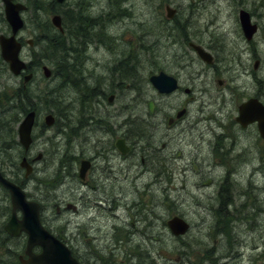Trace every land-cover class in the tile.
<instances>
[{"label": "rangeland", "instance_id": "1", "mask_svg": "<svg viewBox=\"0 0 264 264\" xmlns=\"http://www.w3.org/2000/svg\"><path fill=\"white\" fill-rule=\"evenodd\" d=\"M26 1L28 2V5H30V8L28 11L24 12V17L27 19L26 25L23 27L24 35L33 36L37 33V31L39 33L51 34V31L44 26H48V19L51 21L52 17V13H50L47 9L48 4L43 2L45 0H36L38 4V8L36 10L39 9V13H36L38 15L36 18V15H33L34 8L32 6V2L30 0ZM73 1L75 3V7L76 5H80L82 3V0ZM158 1L160 2V0ZM172 1L174 2V6L179 9V6L175 3V1L179 2V0ZM119 3H117L114 7L112 0H93V5L98 6L99 9H101V12L108 10L112 11L114 8L118 10L121 5H128L132 11L131 15L120 14L119 19L121 22L111 21L110 23H107V33L109 32L116 37V40L113 41L114 43L110 44V47H107V45H97L96 43H93L95 41L94 39L90 41L92 44L88 46V40L92 35H95L96 32L92 29L89 30L88 26L84 31H82L81 36L86 38L85 51L90 54L89 55L86 52L87 57L84 60L85 63L82 62L83 69L81 71H83V73L85 72L91 74V76L92 74L96 75L106 73L107 78L101 77L99 80V84L106 88L109 84L108 77L110 75V68H114L117 64H121L123 66L121 71H114L113 77L115 80L113 82H118V87L115 85L109 86L110 89L117 91L115 99L109 103L107 98H104L101 94L94 92V95L88 100L91 102L92 106L87 109L83 116L92 114V116L94 115L93 117H96V114H99L98 103L105 104L108 108L113 110L115 114L119 113L121 116L119 117L120 121H124L125 118L129 119L131 121L128 122L129 125L131 124L130 126L133 127L135 131H142L146 140L148 137L154 136V139L152 140L153 145L156 141V144L161 148L162 143L166 142V147L161 150L164 151L163 155L158 158L157 161L154 157L148 156L152 150L148 149V151H145L144 153L146 155L148 152L146 156V164L142 163L140 158H137V168L130 172L123 167V164L130 163V161L133 160V155L137 152V149L133 151V154L126 156L127 158L124 160L116 158L115 162L119 161V164L116 166L122 170V173L119 175L120 179H122V188L120 189V192H118L120 187H118L117 190L115 188L113 190H111L112 188H107L106 190H109L108 193L103 188L98 190L79 191V189L72 186L68 189V185L72 182L71 180L73 176L67 174L70 171H67L66 164L68 162L64 161V159H67L64 156H66V153L69 155L71 154V144L68 142L67 146L64 145L65 140L63 138V141L61 143L56 142L58 144L54 145L52 149L50 147L44 148L42 146L43 133L41 132L43 129L38 126V123H36L34 128L36 138L34 139L32 145V148L34 149L32 157L35 156L37 152L43 151L44 154L42 161L38 164L41 163V166L43 167L42 169L45 171L44 173H54L56 170L61 171V173L55 175L58 178L56 179L58 182L56 183L57 186L53 189L45 187L44 183H40L38 178L31 175L29 177V180L31 181L27 183L26 187L24 186L27 194L31 199L37 200L39 203L41 202V204L42 202L45 204L42 205L43 207L41 206L42 217L46 220L47 225L50 226L54 232L60 234V236L65 240L66 238L71 239L70 235L75 236L76 234L74 232H77L79 228H84L85 230L87 229L86 224L82 223L84 220L87 222L90 233L97 234L101 231H106L107 229L96 231V226L103 223L104 228L105 223L110 224L112 221H116L115 223L117 224L119 220L116 219L115 212L118 211H123L124 214H128V223L132 225H140L141 223L136 221V218L133 217L134 209L130 206L132 201H135L139 204L140 213L154 211V217L161 216L160 218L155 219L157 220V223L154 225V230L155 233H158L157 231H159L162 235L159 242H155L154 245L157 248L163 247V254L167 256V260L169 259L170 263L215 264L210 260L213 258V255L214 258L216 257L215 255L218 250H223L225 255H222L224 256L232 255L237 257L239 254L236 255L237 253L234 249L238 248V243L236 240L234 243L232 241H226L224 238L225 232H223V228L226 226L225 224H227L228 226L226 231H230V226L234 225L235 232L241 236V233L239 232L242 229L241 225L236 224V220L235 222L231 221V217L228 214V206L225 202L227 200V193L222 192V199L220 200L218 198L213 191L216 183H210L211 181H209V179L212 178L211 175H206L199 169V162L205 161L202 157L207 159L210 132L208 130V124L210 120H213V116L220 115L221 111L224 110L219 109L220 104L218 102L220 96H217V88L222 87L226 90V99H229L231 96L233 97L234 92L236 94L239 93V98L243 100L250 97H257L264 103V26L261 27L262 23H264V0H184L186 10L188 11L189 6V11L192 13L191 18L193 28L197 31H195L197 34L191 36L189 41L203 46L208 52H211L214 55L215 59H221L223 57L227 58L229 55L234 58L230 64L229 62H222L220 69L222 72L215 76H213V69L216 62L207 63L202 60L189 43L183 45L186 46L185 50H183V47L180 49L182 44L174 45L170 41V35H168L166 33V29H163L160 25L163 22L157 21L158 18L166 17L165 2H163L161 6L158 5V7H155L153 0H119ZM242 8L248 10L252 16L253 22L258 24V31L251 40H248L245 37L241 28L239 11ZM91 11L95 12V8H91ZM91 11L89 10L90 14L94 15ZM76 13L77 12L74 14ZM142 20L145 21V25L151 32V35H147L144 39L145 41L143 40V42H138L136 41V37L138 34H142L143 31H141L137 22L140 23ZM38 21H40V24L42 25L40 29H37L35 26ZM64 44L67 48L66 43ZM144 45H149V49H146ZM222 45L225 47L227 52H224L220 48ZM218 48L222 51L220 56L217 53ZM150 49H152L151 52L157 60V64L152 67L146 65L142 60V57H144ZM25 50L30 55L33 66L36 68L38 67L40 61L50 62L54 58V55L60 56L61 52L63 53L64 51L63 46L61 49L55 51V49H52L51 45L48 46L45 42L40 43L39 45L34 42L33 45H27ZM180 54L184 55V57L181 58L179 56ZM81 55H83V52H81ZM136 55L139 60H131ZM177 56H179L181 64H177ZM257 59H259V62L256 64ZM135 63L137 65H135ZM186 63L191 64L190 66H186ZM227 66H229V70L223 71V68ZM154 67H163L162 69H164V71L179 75L182 77L181 81L183 83V87L187 86L192 92L185 94L183 89L182 91L173 92L168 95L160 94L152 86L149 80V75ZM136 69L139 75L134 72ZM129 70L132 71L129 72L131 74L128 73ZM206 70H208L207 73H205ZM40 72L42 77L49 81V85L56 83L57 80H54L51 83L50 80L53 78L47 79L44 77L42 70H40ZM124 72H127V76H129L128 78H126L125 75H121ZM10 76L11 78L8 80V84L10 83V85H12L14 82L18 83L17 85L20 84L23 86V82L19 77L13 74H10ZM205 77L208 78L206 79ZM82 79L85 82H83L84 84H88L87 80H89V77ZM260 79H262V82ZM3 81L4 80L0 77L1 88H3V85L6 84V81L4 83ZM220 81H222L223 85H220ZM61 84L64 83L62 82L60 85ZM29 85L32 88L31 95L33 97H36L33 87L40 92L43 91L44 88V82L38 83L35 77L32 82L28 84V86ZM71 86L72 84L70 85V88ZM207 87H212V90L209 93H203L202 89ZM1 88L0 90H3ZM3 91L4 94L0 96L4 97L3 99H6L5 94H9L13 90L4 89ZM11 94H13V92H11ZM73 94H76V92ZM70 97L73 100L72 107L73 109L75 108L74 111H77V113H70L69 103L68 108H64L62 106L59 108L56 104H53L52 107V104H50L49 107L52 108L54 111L53 113L56 116V123H54L51 127L47 126L45 124V116L47 113H45L41 118L45 127L53 132H55L58 126L61 128V122L58 117L59 113L68 119L71 118L76 121L79 119H76L77 115H79V101L75 102L76 95L70 94ZM186 97L190 101L188 105L187 103L183 104ZM223 98L224 97H222V100ZM36 99L37 98H32L33 102ZM151 101L155 103V107L157 108V114L155 116H151L149 113V103ZM26 103H28V101H26ZM109 104L114 105L110 106ZM181 104L183 105L180 106ZM183 106H190V111L185 118L187 124L180 122V124L174 127L167 128L165 123L157 126V124L152 122V120L159 119H161V122L167 120L170 115H173L176 112L175 108L178 107V109H180ZM116 107H119V109ZM37 111L38 114L41 113L39 108ZM142 111L145 112L144 115ZM105 113L107 114V111H105ZM7 116L3 115L1 117L5 120L6 125L4 127L0 126L2 128L0 131V141H4L6 139V141H8L6 146H8L9 149L6 153H0V166L8 176H16L19 174L12 171L11 168L13 169V167L8 166L7 162L10 159L12 161L16 159V157H11V153L13 152L16 154L17 149L20 151V148H11L9 140L12 139V134H10V123L8 121L9 116ZM135 118L144 119V123L139 122L136 127L134 124ZM85 122H87V118L85 119ZM89 123H91V121H89ZM75 125H77V122ZM85 126L87 125L85 124ZM104 126L105 124L102 123L98 128H95L92 131H87V127L86 129L84 128V133H88L86 138L92 139L95 136L98 137L100 135L99 133H102L101 128H105ZM155 128H158L157 133H154ZM167 131L171 134L167 135ZM81 132L82 131H80V134ZM63 133L64 132H62V134ZM210 134L212 136V133ZM60 136L61 134H58L55 139L60 138ZM68 136L71 135L69 134ZM13 138H15V136ZM72 139L75 141L77 136ZM145 139H142L141 143H145ZM58 140L60 139H57V141ZM95 140L87 142V145L89 146L88 152H92L93 154L101 152L98 149L103 146L102 143L96 144ZM56 146H58L57 154L53 152V149H56ZM253 150L255 152V149ZM106 152H108L107 149ZM114 153L118 154L116 150ZM165 156H167L166 159H161ZM251 156L254 167L255 165H258V158L252 154ZM99 162H102L101 158H99ZM147 165L150 167V171L146 169ZM248 169L249 167H247L245 173H243L244 176L238 175L237 177L244 181L247 179L251 180V183L257 182V185H259L258 193H260V191H264V170L262 173H255L254 171V174H251ZM76 170L78 171L77 167ZM21 171L22 173L20 175L25 176V169L21 168ZM158 171H165L167 178L163 181L161 180L160 183L155 182L153 187H151L148 192H145L146 194L142 193L144 188H138L133 185L136 177L145 175L142 179L138 177V180L143 182L144 179H152L154 175H157ZM123 172H125L127 176L123 177ZM117 174H119V172ZM41 175L42 174L40 173V176ZM110 179L114 178L110 177L109 180ZM116 179L117 178L115 176V180ZM156 180L157 179H155V181ZM60 189L62 190L63 195L54 198L52 193ZM74 190L76 191L74 192V195H72ZM140 191L142 192L139 193ZM248 191L254 192L252 188L250 190L248 189ZM3 193L4 190L0 191V200H2L1 197H3ZM84 193L87 194L85 195L84 203L78 202L80 205L79 211L77 213L75 212L74 215L71 214V212H69L65 207L66 203L70 200L71 196L78 197ZM103 195L107 197V205L104 202L105 200L102 197ZM98 196H101L100 200H98ZM117 196L118 198L116 199ZM261 197L262 198H260V200L264 201V195ZM8 198L9 205L11 206L9 195ZM75 199L79 200V198ZM51 200H53L54 203L63 202L61 213L57 214L52 205L53 202L49 204ZM2 201L0 202V214H2V206L4 205L3 207H5L6 199H3ZM164 201L168 204L171 202L173 208L178 212H181V214L192 223V229L184 236L185 242H191V245L185 246L187 250L184 249L180 241L178 243L179 245H177L172 237L169 236L170 230L168 227L164 228L166 225L164 217L167 216V214H165L166 208ZM262 205H264V203ZM147 206L149 208H147ZM213 207L214 209H212ZM79 213L81 214L79 215ZM156 213L158 215H156ZM149 216H152V214H149ZM260 216L262 217L261 221L264 222V213ZM70 217V220L72 221L68 222ZM79 217L83 218V221L80 220ZM221 218H225L222 223L219 221ZM0 219H2L1 215ZM254 227L255 226H253V228ZM245 232L246 231H244V236H241V239L246 242L242 246V255L230 264H264V230H262L261 234L258 235L257 241L254 240L255 235L253 232L249 231V233L246 234ZM2 236L3 235L0 234V256H4L2 251H4L7 247V245L2 246L5 244V242H2L3 238L1 240ZM83 240L86 244H82L77 241V244L82 247V251L86 253V251L93 250L94 244L92 243V236H90V240H88V242L87 238H83ZM18 241L19 240H12L9 242V245L13 246V244ZM152 243L153 241L151 240V244ZM176 246H178L177 249H175ZM11 249H14V247L9 248V250ZM7 253L10 254V251ZM153 257H155L157 260L155 261L158 264H165L157 253L153 252ZM220 257L221 255L216 258L221 260ZM5 258L8 259V256ZM230 258L228 260H231ZM143 259H147L149 262V258L143 257L142 260ZM142 260L141 264L144 262V260Z\"/></svg>", "mask_w": 264, "mask_h": 264}, {"label": "bare ground", "instance_id": "2", "mask_svg": "<svg viewBox=\"0 0 264 264\" xmlns=\"http://www.w3.org/2000/svg\"><path fill=\"white\" fill-rule=\"evenodd\" d=\"M32 2V6L34 8V13L33 15H36L35 18L38 16L36 13H39V9L36 10L38 8V4L36 2V0H30ZM110 1V0H109ZM158 0H153V3L155 5V7H158L162 5L163 2H166L167 0H160V2ZM172 1V0H171ZM45 4H48V11L51 14V16L53 15H59L62 18V23L61 25L55 26L51 23V21L48 19V26L44 25L45 27H47L49 29V31H51V34L48 33H39L37 31V29H40L42 27V25L40 24V21H38L35 26L37 27L36 31L37 33L34 34L32 36L31 39V44L34 41L35 43H37L38 45L40 43L45 42L48 46L51 45L52 49L55 51L59 50L62 48L63 46V53L61 52L60 56H56L54 55V58L50 61V62H46V61H40L38 67L34 70V75H35V79L38 83H43L44 82V88L43 91H38L35 87H33V91L36 93V97H33L31 95L32 92V88L29 86H27L26 88L22 87L20 84L17 85L18 83H12V85H10V83L7 85V90L11 89L13 91V94H11V92L9 94H5L6 99H3L4 97L0 96V121H4L3 118H1L3 115L8 117V121L9 123H11L10 125L13 127V129H15L16 124H17V120L14 117H23V115L26 113L27 110L29 109H34L37 111V109L39 108V111H41L40 114H38V118H37V123L38 126H40L43 130L41 131L43 133L42 135V146L44 148L50 147L51 149L53 148L54 145L58 144L56 142L61 143L63 141V138L65 140L64 145L67 146L68 142L71 144L70 146V150H72L71 154H65L66 156H64L67 159H64V161H67L68 163L66 164V168L67 171H70L69 173H67L68 175L73 174L74 176L72 177V182L68 185V189L72 186L76 187L77 189H79V191H88V190H98L100 188L97 189H92V188H88L86 190H82L81 187L79 185L74 184L73 179L76 177L77 174V170H76V165L74 162V159H72V153H76L77 151L73 148V144H72V140L70 138V136H68L70 134V130L72 127H74L75 133L77 134V137L80 134V131H82L83 125H75L76 120L74 119H68L67 117H64L62 114L59 113V120L61 122V128L58 126V128L55 130V132L51 131L50 129H48L47 127H45V125L42 123L41 118L45 113H53L54 111L52 110L51 107H49L50 104H56L58 105L57 107L61 108H68V103H69V111L70 113H77V111L75 112L72 104H73V100H72V96L70 97V94L72 95H76L75 97V102L79 101V115H77V118L80 117V119L82 120V117L84 115V113L87 111V109H89L92 105L91 102H89L88 100L94 95L93 93L95 92L94 89H101L103 90L105 87L101 86L99 84V80L101 77H106V73H100V74H96L91 76V74L88 73H83V71H81L82 68V62H84V60L87 57V54L85 51V43H86V38L82 37V31H84L87 26L90 29H92L94 32H96L95 35H92L91 38L88 40L89 44H92L90 41H92V39H94L95 41L93 43H96L97 45H107V47L110 46L111 43H114L113 41L116 40V37L114 35H112L111 33H107V23H110L111 21H117V22H121V20L119 19L120 14L124 15V14H128L131 15V10L129 8V6H124L121 5V7L117 10L114 8V10H108V11H103L101 12V9H99L98 6L93 5V0H82V3L79 5H76V7L74 6L75 3L73 0H45L43 1ZM109 3V2H108ZM113 6L115 7V5L117 3H119V0H112ZM175 3L179 6V13H178V17H176V19L172 22H169L165 19V17L163 18H158L157 21L163 22L160 25L163 27V29H166V33L169 36L170 41L174 44V45H178V44H182L180 46L183 47V50H185L186 43H189L191 41H189L191 39V36L197 34L196 29L193 28V23H192V18H191V12L189 11V6H188V11L186 10V4L184 5V0H179V2L175 1ZM120 4V3H119ZM27 8V7H26ZM30 8V5H29ZM28 8V9H29ZM91 8H95V12L91 11ZM89 10L94 13V15L90 14ZM46 11V10H45ZM75 12H77L76 14H74ZM144 22V23H142ZM142 22L138 23L141 31H143L142 34H138V36L136 37V41L138 42H143V40L147 37V35H151V32L149 31L148 27L145 25V21L142 20ZM264 26V23H262L261 27ZM99 27V28H98ZM6 28L5 24L0 23V29H4ZM51 28V29H50ZM196 31V32H195ZM92 34V33H91ZM15 41H17L18 43H21L19 41V35L17 34L15 37ZM145 41V40H144ZM67 45V48L65 47V44ZM148 43V42H146ZM149 44V43H148ZM144 47L146 49H149V45H144ZM224 52H227L225 47L222 45L220 47ZM218 48L217 49V53L220 56V54H222L221 49ZM152 49H150L148 51V53L142 57V60L144 61V63L150 67L154 66L157 64V60L154 58V55L152 54ZM66 52V53H65ZM81 52H83V55H81ZM154 52V51H153ZM88 53V52H87ZM89 54V53H88ZM212 54V53H211ZM1 55V59L5 62V58L3 56V53H0ZM90 55V54H89ZM181 58L184 57V55L180 54L179 55ZM179 56L176 57V62L177 64H181V61L179 59ZM213 56V62L214 64V69H213V76L220 74V69H221V64L222 62H229V64L232 62V60H234L233 56H228L227 58H218L215 59L214 55ZM131 60L137 61L138 56H134ZM224 60V61H223ZM212 62V63H213ZM257 62H259V59H257ZM49 63V64H47ZM43 64V65H42ZM191 63H186V66H190ZM135 65H137L135 63ZM44 66L49 67V69L51 70V74L49 76H44L47 79H52L50 80L51 83L54 80H57L56 83L49 85L47 80H45L42 75L40 70H42V68ZM123 68V66L120 64H117L114 68H110V75H109V84L107 85V87H109L111 84L116 83L113 82L114 79V71L118 70L121 71V69ZM128 68V67H126ZM163 67H154L151 70V73L149 75V77H152L153 75H156L160 72H166L164 71V69H162ZM229 70V66L224 67L223 71H228ZM131 70L128 71V73ZM208 70H206L205 73H207ZM0 77L4 80L3 83L7 80H10L11 76H9V74H7L6 72H4V70H1L0 68ZM92 72V71H89ZM132 72V71H131ZM138 74V71L136 69V71H134ZM169 76H171L176 82H177V87L175 88V92L178 91H184L185 94H189L191 91L190 88H188L187 86L183 87V83H182V77H180L177 74L174 73H169L166 72ZM131 74V73H129ZM121 75H125L126 78H128L129 76H127V72L122 73ZM139 75V74H138ZM89 77V80H87L88 84H84L85 82L83 81L82 78H87ZM59 78V79H57ZM81 78V79H80ZM107 78V77H106ZM206 79L208 77H205ZM263 79V78H262ZM262 79H260V81L262 82ZM106 80V79H105ZM205 80V79H204ZM64 83L61 84L60 83ZM84 82V83H83ZM210 83V82H209ZM72 84L71 88L70 85ZM106 84V83H105ZM1 88V87H0ZM221 89L226 96V90H224L222 87L217 88L216 90ZM212 90V87H207V88H203L202 91L203 93H209ZM2 90H0L1 92ZM74 92H76V94H73ZM264 93V91H263ZM236 94V93H235ZM163 95V94H162ZM237 97H239V93L236 94ZM68 96V97H67ZM221 96V95H219ZM79 97V98H78ZM222 97V96H221ZM32 98H37L34 102L32 100ZM233 99V97L231 96L229 98ZM26 101H28V103H26ZM184 103H187V105L190 103L189 99L186 97V100ZM219 103V102H218ZM183 104H181L180 106H182ZM44 105V106H42ZM38 106V108H37ZM73 109V111H72ZM175 110H178V107L175 108ZM188 111H190V106H188ZM29 112V111H28ZM38 113V111H37ZM143 115L145 114V112H143ZM94 116V115H93ZM92 114H89L90 118H94L97 119L99 116L98 114H96V117H93ZM11 118V119H10ZM125 120L127 122H131L129 119L125 118ZM141 122H143L144 119H139ZM157 126H160L164 123L161 122V119L157 120ZM104 121L99 120L95 123H85L87 125V131H92L95 128H98ZM140 122V123H141ZM56 123V122H55ZM82 123V122H81ZM144 123V122H143ZM134 124L137 127V121L136 119H134ZM9 125V126H10ZM91 125V126H90ZM39 127V128H40ZM128 127V128H127ZM126 129L133 131L132 128L129 123L127 125ZM1 128V127H0ZM158 128L154 129V133H157ZM11 131V130H10ZM14 134L16 133L15 130ZM62 132H64L62 134ZM58 134H61L60 139L57 141L56 136ZM75 134V136H76ZM15 136V138H13ZM12 139L9 140L10 144H11V148L15 147L17 149V147L20 148V151L17 149L16 154L15 153H11V157L15 158V160H9L7 162L8 166L13 167V169L11 168L12 171L18 172L19 173V180L21 182V184L23 186H27V183H29L31 180H29V177L31 176H21L20 174L22 173L21 168L19 167V160L25 155L26 153V148L24 145H22L17 139H16V134L11 136ZM10 137V138H11ZM154 137V136H153ZM36 138V136H35ZM8 144V141H6V139L4 141H0V153H6L7 150L9 149L8 146H6ZM16 144V145H15ZM167 144V143H166ZM42 147V148H43ZM166 147V146H164ZM4 149V150H3ZM152 150L150 151V154L148 156H152L155 159L160 158L163 155L164 151L160 150V147L156 144L152 145ZM58 150V146H56V149H53V152H55L56 154ZM145 150V145L142 144L141 147H138L137 149V153H135L133 155V160L130 163H124L123 167L125 169H127L128 172L135 170V168H137L138 165V161L137 158L139 159L140 156L142 155L143 151ZM163 150V149H162ZM243 152V156L239 157V158H233V160H231L230 165L232 168V171H228L226 172V170H224L223 168H221V166L215 162L212 161V156H213V151L210 150V146L207 149V159H204V157H202L203 160L205 161H200L199 162V169L203 171L204 174L206 175H211V179H209V181H213V183H216V185H214L213 191L215 192V194L218 196V198L221 200L222 198V192H226L227 193V200L225 201L227 203L228 206V214L231 217V221L235 222L236 220V224H240L241 225V230L239 231L241 233V236H244V231L245 234L249 233V231L253 232L254 235V240L257 241L258 235L261 234L262 230H264V222L261 221V214L264 213V205H262L264 203L263 200H260V198H262L261 196L264 195V191H260V193H258V186L257 182L251 183V180H242L240 178H238L237 176L239 175H243V173H245L247 167H249L248 171L251 174L255 173H262V171L264 170V158L259 157V155L257 153H255L254 151H252L251 148H244L242 150ZM79 153H81V151H79ZM256 156L258 158V165H255L253 167V159L251 154ZM7 155V154H6ZM162 157L163 158H166ZM63 158V157H62ZM194 159V158H193ZM62 161V162H64ZM61 163V162H60ZM65 165V164H64ZM43 167L41 166V163L37 165L36 170L34 171V174H32L33 177L38 178L40 181V183H44L45 187H49L50 189L55 188L57 185L56 183L58 182L56 179L57 176H55L56 174H60L61 171H54V173H44L45 171L42 169ZM42 169V170H41ZM107 168H103V169H98V171H96L97 175L98 173H103L106 171ZM0 170L3 172L4 170L2 169V167L0 166ZM39 171V172H38ZM42 171V172H41ZM40 173L42 174L40 176ZM76 173V174H75ZM83 176V175H81ZM127 176V174L125 173L123 175V177ZM145 175H141L138 176L140 177V179H142ZM236 176V177H234ZM138 177H136V179L133 182V185L138 187V188H144V191H140L139 193H143L146 194L145 192H148L151 187H153V185L155 184V182H161V180L163 181L164 179L167 178V174L165 171H160L159 174L154 175L151 178H149L148 180L144 179L143 182L138 180ZM78 179V177H77ZM155 179H157L155 181ZM253 181V180H252ZM122 179H116L113 185V188L111 190H113L114 188L117 190L118 187L119 190L118 192H120L121 188H122ZM252 188V190H254V192H250L248 191V189L250 190ZM4 190V187L0 184V191ZM225 190V191H224ZM76 190H74L72 192V195H74V192ZM123 192V191H122ZM54 198H57L60 195H63L62 190H58V191H54L53 193ZM85 195H87L86 193H84ZM83 195V194H82ZM90 195V194H89ZM116 196V194H115ZM114 196V197H115ZM119 196V194H118ZM118 196L116 197V199L118 198ZM259 196V197H258ZM72 197V196H71ZM105 198V197H103ZM101 199V196H98V200ZM70 200H72L70 198ZM68 200V201H70ZM2 200H0L1 202ZM214 201V200H213ZM3 202V201H2ZM53 202V207L55 209V211L57 212V214L62 212V205L63 202H56L54 203L53 200H51L49 202V204ZM105 204L107 205L108 202L104 201ZM135 201H132V203L130 204L131 208H133V205ZM173 202V200H172ZM224 202V203H225ZM41 204V202H40ZM44 203L42 202L41 206ZM45 205V204H44ZM4 206V205H3ZM1 208V217L2 219H0V234H5V217L3 216L6 212H9V200L8 198H6L5 201V207ZM102 206V205H101ZM43 207V206H42ZM146 207V206H145ZM147 208H149L147 206ZM166 208V207H165ZM170 209L173 210V206L171 203ZM214 209V207L212 208ZM176 210V209H174ZM177 211V210H176ZM261 212V213H260ZM181 213V212H179ZM81 213H79L80 215ZM149 214H152V216H149ZM154 211H150V212H145V213H138L137 215H135L133 213V217L136 218V221H138L139 223H141L140 225L137 224H130L127 221V215L128 214H124L123 211H118L115 212V216L116 219H118L119 221L117 222V224L115 223L116 221H112L110 224L105 223L104 228H103V223L100 225L96 226V231H100L102 229H107L106 231H101L97 234L95 233H91L92 236V243L94 244V248L93 250L87 251L86 253H84L82 251V247H76L75 243H78L77 241H79V243L82 244H86V242L83 239H79V238H75V239H64V242L67 243H73V247L75 249H71L74 257L76 259L79 260V262L81 264H83V262L81 261L80 258H82V260H88V264H141V260L143 257H147L149 258V262L147 259H143L144 262L143 264H158L155 259V257H153V252L157 253L158 256L162 259V261L165 262V264H172L169 262V259L167 260V256L165 254H163V247L162 248H157L155 247V242H159L160 237L162 235V233L160 234L159 231H157L158 233H155L154 230V225L155 223H157V220L160 217L155 216L154 217ZM165 214H167L165 218V223L168 220V213H167V208H166V212ZM156 215H158L156 213ZM119 217V218H117ZM80 220L83 221V218L79 217ZM71 217L68 219V222H71L72 220H70ZM186 219V218H185ZM225 218H221L219 219L220 223L224 222ZM85 224L87 225L86 220ZM163 221V223H164ZM186 222L188 224V228L187 230L182 233L181 235H175L173 234V232L170 231V237H172V239L174 240V242L177 243V245H179V241L176 239L177 237L181 238L180 242L182 243L183 247L185 250H187L185 248L186 245H191V242H185V235L192 229V223L189 222L186 219ZM259 222V223H258ZM165 225V224H164ZM226 226H224L223 228V232H225L224 234V238L226 241H232L234 243V241L236 240V242L238 243V248L234 249L236 251V255H238L237 257L232 256V255H226L223 253V250H218L216 253V257H218L219 255H221L219 260L218 258H213L210 260L212 262H214L215 264H230L233 261L237 260L239 256H241L242 254V246L245 242V240L241 239V236L238 235L235 232V227L234 225L230 226V231H226L227 229V224H225ZM253 226H255L253 228ZM153 228L152 231V236H150L151 233V229ZM164 228H167V225L164 226ZM11 236V235H10ZM164 238V236H163ZM15 240L11 237H9V240L7 242V247L8 249L10 247H14V249H11L9 251H14L15 254L14 255H4V256H0V264H19V260H18V253L19 251L22 249L23 244L22 241H18L15 244H13V246L9 245V242ZM90 239H87V242ZM151 240L153 241V243L151 244ZM17 241V240H16ZM80 248L79 251H77L76 249ZM178 246H176L175 249H177ZM17 249H19V251H17ZM8 251V252H9ZM82 253V255H81ZM90 254V256H89ZM224 254V255H222ZM8 256V259H6L5 257ZM82 256V257H81ZM86 256V257H85ZM90 257V258H88ZM231 257V258H230ZM235 257V258H234ZM231 260H228V259ZM142 260V261H143ZM156 260V261H155ZM175 264H179L177 262H175ZM212 264V263H211ZM235 264V263H233Z\"/></svg>", "mask_w": 264, "mask_h": 264}, {"label": "flooded vegetation", "instance_id": "3", "mask_svg": "<svg viewBox=\"0 0 264 264\" xmlns=\"http://www.w3.org/2000/svg\"><path fill=\"white\" fill-rule=\"evenodd\" d=\"M12 1L15 3H24L25 6L27 7V8L25 7L21 11V16H22V19L24 21V25H23V27H24L26 25V21H27L26 17H24V12L28 11V8H29L28 2L26 0H12ZM168 4H170L171 6L176 8V10H177L173 17L169 18L167 15L165 17V19L167 21L172 22L176 19V17H178L179 10L176 6H174L173 1L167 0L165 2V5H168ZM4 8H5V4H4L3 0H0V23L6 25V28L0 29V36L2 34L10 35L12 33V28H11L7 18H6ZM51 23H52V19H51ZM23 27L19 30V32L17 34L19 35V41L21 42L20 57H21V59H23L27 63V68H25V70L23 72H21V74L18 75L17 77H19L20 80H22V82H23L22 87L26 88V86H28V84L31 83L35 77L34 70L36 67L33 66L32 59L30 58V55L25 50L26 46L27 45H33L34 41L32 42V44L30 43L32 36H25L23 33ZM0 53H2L1 44H0ZM0 68H1V70H4V72L9 74V76H10V74H12L10 71L9 63L7 61L4 62L1 59V55H0ZM28 73L30 74V77H29V79H26V74H28ZM7 85H8V80L6 81V84H4L3 88H1V89H3V90L7 89ZM114 85L118 87L119 84H118V82H116V83L111 84L110 86H114ZM220 85H223V83H220ZM3 90L0 92V95L4 94ZM116 92L117 91L110 89L109 87H106L103 90L95 89V93H99L104 98H107L109 103H111L115 99ZM110 95L113 96L112 99H110ZM165 95H168V94H165ZM219 95L224 97L222 100V97L220 96L219 109H221V110L224 109V110L221 111L220 115L213 116L212 117L213 120H210V122L208 124V126H209L208 130L210 131L209 132V146H210V150L214 152L213 156H212V161L217 162L221 166V168H223L224 170H226V172H228L230 170L232 171V168L230 165L231 160H233V158L242 157L243 156L242 150L244 148H246V149L251 148L252 151H254L253 149H255V153H257L259 155V157L264 158V138L260 134L261 132L259 130V126H258L257 122H252V123L245 125L238 119L239 109H240L241 103L245 100L237 97V95L234 92H233V99H230V100L226 99L225 93L221 89L217 90V96H219ZM151 102H153V101H151ZM151 102L149 103V113L151 116H155L157 114V108L155 107L154 109H151ZM109 105L113 106L114 104H109ZM116 108L119 109V107H116ZM98 109H99L98 110V112H99L98 116L99 117L97 119L90 118L89 115L83 116L82 120L80 119V117H78L79 119L77 120L78 121L77 125H83V128H82L81 134H79V136L77 137V139L75 141H73V139H72V138L77 136V134L75 133L74 127H72L70 130V135H71L70 138L72 140L73 148L77 151L76 153H72V159H74L75 165L78 169L77 174L75 173L76 177L73 179V181H74V184L79 185L82 190H86L88 188H92V189L103 188L108 193L109 190H106V189L107 188H113V185L115 182V176L117 179H120L119 175L122 173V170L116 166L117 164H119V161L115 162V159L116 158L121 159V160L126 159L127 158L126 156L133 154V151L135 149H138V147H141L142 144H144L145 150L143 151L142 155L140 156V160L142 161V163L146 164V162H147L146 156H147L148 152L146 155L144 153H145V151H148V149L152 148V145H153L152 140L154 139V137L153 136L148 137L146 140L145 135L142 131H135L134 128H132L133 131L127 130L126 127L128 125V122L125 119H124V121H120L119 117H121V116L119 115V113L115 114L113 110H111L110 108L107 107V105L102 104V103H98ZM30 110H34V109H29L28 111H30ZM181 110H183L182 113H180ZM28 111H26V113L21 118L15 117L18 120L16 127H15V129H16L15 131L17 132L16 137H17L18 141H19L18 125H20L21 122L24 120ZM34 111H35V121H34L33 128H32V141L29 144L28 148H26V153L24 155V156H26L28 162L33 165V173L37 167L36 163L38 165V163L42 161L43 154H44L43 151H39L36 153L35 156L32 157V153L34 152L32 145H33V142H34V139L36 136V134L34 133V128H35V125L37 123V118H38L37 111L36 110H34ZM105 111H107V114L105 113ZM188 113H189L188 107L183 106L182 108L178 109L173 115H170L168 117V119L164 121V123L167 126V128L174 127V126L180 124V122L187 124V121H185V118L188 115ZM47 114H49V113H47ZM51 114L54 115V113H51ZM86 118H87V122H85ZM135 119H137V118H135ZM99 120L104 121L103 124H105V126H104L105 128H101L102 133H99L100 135L98 137L95 136L92 139L86 138V135L88 133H84V131H85L84 128L86 129V127H87V126H85V123H89V121H91V123H95ZM136 121H137V123L141 122L139 119H137ZM55 122H56V116H55L54 123ZM152 122L154 124H157L158 121L152 120ZM54 123L48 124L47 121L45 120V124L47 126L51 127L54 125ZM5 125H6L5 120L0 121L1 127H4ZM122 127H123V129H122ZM139 133H141V134H139ZM210 133H212V136ZM75 134H76V136H75ZM166 134L170 135L171 133H169V131H167ZM95 138H96V140H95ZM121 138L125 139V144L127 145V148H128L126 153H122V151L118 145V141ZM142 139H145L146 142L141 143ZM94 140H95L96 144H101V143L103 144V146H101V148L98 149L101 152H98L96 154H93L92 152H88L89 146L87 145V142L88 141H94ZM154 143L156 144V141ZM251 143H252V147H251ZM164 146H166V142L162 143V147L160 148V150L164 149ZM106 149L108 150V152H106ZM115 150L117 151L118 154L114 153ZM79 151H81V153H79ZM135 153H137V152H135ZM99 158H101L102 162H99ZM82 160L88 162L87 167L83 173V176H81V174H80V166H81ZM103 168H107L106 171L104 172V174L98 173L97 175H95L96 171H98V169L100 170ZM119 169H120V171H119ZM146 169L148 171H150V167L148 165L146 166ZM118 172H119V174H117ZM3 173H5V172L3 171ZM123 173L125 174V172H123ZM159 173L160 172L158 171L157 174H159ZM71 175L74 176L73 174H71ZM77 177H78V179H77ZM110 177H112L114 179L109 180ZM211 182L213 183V181H211ZM0 184H1V182H0ZM102 197H105V195H103ZM6 198H8V192L4 191L3 197H1V199L3 200ZM75 198H79V200H76ZM71 199L72 200H70L66 203L65 207L69 212H71V214L74 215L75 212L77 213L79 211V206H80L79 203H81V202L84 203L85 194L78 196V197L72 196ZM103 199L105 201H108L107 197H105ZM167 201H169V200H167ZM164 203H165V207L167 208L168 219L171 218L175 214L182 215L178 211L170 209L171 202L168 204L164 201ZM134 204L135 205H133V208H132V209H134L133 213L135 215H137L138 213H140L139 204H138V202H134ZM41 209H42V207H41ZM4 213H5L4 217H5V224H6L10 219V215L8 214V211H6ZM17 216H18V218L21 217L20 215H17ZM41 220H42L43 224L50 231H52L53 233H55L57 235L58 238L64 240L60 236V234H58L57 232H54V230H52L50 228V226L47 225L46 220L44 219V217H42V212H41ZM82 223H85V221H83ZM166 225H167V222H166ZM152 231H153V228L151 229L150 236H152ZM74 233L76 235L75 236L70 235L71 239H75V238L90 239V236H91V233L88 230V227L86 230L84 228H81V229L79 228L77 230V232H74ZM10 235L11 234L5 228V234H3V236L1 237V240L3 238L2 242H5V244L2 246H6L8 240H9V237H11V236L15 240L22 241L23 247L20 251H19V249H17V251H19V253H18L19 264H23V261L29 257L28 250H27V233L22 231L17 236H13V235L10 236ZM176 239L178 241H180L181 238L177 237ZM67 245L71 249L72 248L75 249L73 247V243L69 242V243H67ZM75 246L81 247L77 243H75ZM41 250H42V248L39 245H35L33 247V251L35 253H38ZM76 250L79 251L80 248H78ZM8 251H9V249L6 247L5 250L2 251V253L4 255H7ZM81 255H82V253H81ZM80 259L83 262V264H88V260H82V258H80Z\"/></svg>", "mask_w": 264, "mask_h": 264}, {"label": "water", "instance_id": "4", "mask_svg": "<svg viewBox=\"0 0 264 264\" xmlns=\"http://www.w3.org/2000/svg\"><path fill=\"white\" fill-rule=\"evenodd\" d=\"M19 9L17 5L7 1L6 14L13 27V35L10 37L1 36L0 38L3 56L9 61L11 70L16 74L20 73L21 69L25 67L24 62L18 56L21 47L20 43L15 41L14 38L15 33L23 24L19 16ZM240 18L245 35L250 39L257 30V25L251 23L250 15L245 10H241ZM53 21L56 25H60L59 16L53 17ZM194 47L205 60L211 62V56L208 53L199 46ZM44 73L46 76H49L51 70L47 66H44ZM29 76H26V79H29ZM151 81L160 92L164 93L171 92L177 87V82L165 72L153 75ZM110 99H112V96ZM238 119L245 125L248 122L257 120L261 135L264 137V106L257 99L252 98L241 105L240 117ZM34 120L35 111H30L19 126V139L25 148H28L32 141L31 133ZM46 121L48 124H52L54 121L53 116L48 115ZM118 145L123 152L126 151L122 139L118 141ZM20 164L26 168V176L32 172L33 167L28 163L26 157H23ZM87 164V161H82L81 175H83ZM0 182L9 189L13 207L11 218L5 225L6 230L13 236L19 235L22 231H25L28 235L27 250L29 257L23 261V264H79L69 247L42 224L40 219V204L35 200L27 198L26 191L19 184L4 176L1 171ZM17 210H20L22 213L20 219L17 217ZM168 224L175 234H182L188 228L187 222L179 216L171 218ZM35 245L41 246L42 250L35 253L33 251Z\"/></svg>", "mask_w": 264, "mask_h": 264}, {"label": "trees", "instance_id": "5", "mask_svg": "<svg viewBox=\"0 0 264 264\" xmlns=\"http://www.w3.org/2000/svg\"><path fill=\"white\" fill-rule=\"evenodd\" d=\"M28 111V110H27ZM17 120V119H16ZM18 121V120H17ZM16 121V122H17ZM11 124V123H10ZM9 124V125H10ZM9 129L11 130L10 132V134H12V136L13 135H17V132L14 134V131L13 130H16V129H13V127L10 125L9 126ZM2 130V128H0V131ZM20 167V166H19ZM15 173H17V174H19L18 172H15ZM5 174V173H4ZM5 175H7V174H5ZM8 176V175H7ZM9 178H11L12 180H14L15 182H17V183H19V184H21V182H20V180H19V175H16V176H9ZM22 185V184H21ZM23 186V185H22ZM4 191H6V189H4ZM9 200V199H8ZM10 212H11V206L9 205V212H8V214H10ZM15 254V252L14 251H10V256L11 255H14Z\"/></svg>", "mask_w": 264, "mask_h": 264}]
</instances>
